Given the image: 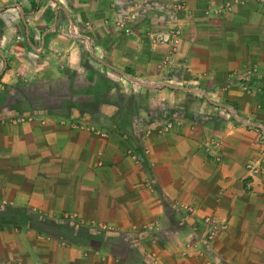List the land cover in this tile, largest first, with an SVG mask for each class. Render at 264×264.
<instances>
[{
	"label": "crops",
	"instance_id": "1",
	"mask_svg": "<svg viewBox=\"0 0 264 264\" xmlns=\"http://www.w3.org/2000/svg\"><path fill=\"white\" fill-rule=\"evenodd\" d=\"M263 132L264 0H0V264H264Z\"/></svg>",
	"mask_w": 264,
	"mask_h": 264
},
{
	"label": "rangeland",
	"instance_id": "2",
	"mask_svg": "<svg viewBox=\"0 0 264 264\" xmlns=\"http://www.w3.org/2000/svg\"><path fill=\"white\" fill-rule=\"evenodd\" d=\"M257 1H259V2H261L260 0H257ZM170 28H172V27H170ZM169 29V28H168ZM167 29V30H168ZM178 29H179V37H178V40H177V42H176V44H175V46H174V52L173 53H171V57H170V59H169V61H167L166 62V64H165V66H163L160 70H163V69H166V68H170L171 66H173V64H174V61H175V54H176V51H177V48H178V44H179V40H180V28H179V26H178ZM170 49H172V46H171V44H165V50H164V55H163V57L161 58V60L164 58V56H166V54L169 52V50ZM161 60H160V62L159 63H161ZM255 70H256V68H255V65H252V66H249V67H247L246 69H245V73H244V75H250L251 73H254L255 72ZM137 82L139 83V84H145V82L144 81H140V80H137ZM231 83V82H230ZM230 83H224V84H222L221 85V89H225V88H227V87H229L230 86ZM235 85L239 88V90L241 91V92H243V93H245V94H252V92L253 91H258L259 90V87H255V88H253L251 85H249V83H248V81H247V77H245V76H242V77H240V78H238V79H236V81H235ZM185 94H189V93H185ZM192 97L194 98V100L195 99H201V94L200 93H191V95H189V97L187 98V100H192ZM180 112L182 111V109L181 110H179ZM179 111L178 110H171L170 112H169V116L167 117V118H165L163 121L164 122H162L161 124H154V125H150L149 124V126H147V127H143L144 128V130H143V133L144 134H148L149 133V131L151 132L152 130H155L156 132H159L158 131V128H159V126H161V125H163L165 122H170V121H174V122H179L180 121V119H179V116H180V113H179ZM227 116H231V114L228 112L227 113ZM172 119H174V120H172ZM72 122H77V121H72ZM172 124L173 123H171V125L167 128V129H169L171 126H172ZM137 127H139V126H137ZM142 128V129H143ZM190 128H192V127H190ZM141 129V130H142ZM148 129V130H147ZM166 129V130H167ZM100 132H103L104 133V135H99V136H106V132L105 131H101V130H99ZM163 131H165V130H163ZM212 140H215L216 142H217V146H216V148H213L214 146L213 145H211V141ZM220 144H221V138L219 137V135H206V136H204L203 138H202V141H201V147H202V150L204 151V152H206L207 153V155H209L213 160H218V148H219V146H220ZM258 144H259V148H260V150H259V156H260V159L259 158H257L258 159V162L256 163L257 165L256 166H260V171L258 172V173H249V175L248 176H250V177H255V176H259V175H261L263 172H264V162L262 161V159H261V157L264 155V132L263 133H261L260 134V136H259V140H258ZM213 148V149H215V151L213 152V149L210 151L208 148ZM146 150V151H145ZM143 152L144 153H147V148L146 147H144L143 148ZM127 155L131 158V156L130 155H134V159L133 158H131V160L133 161V162H137L138 161V157L134 154V153H132L130 150H127ZM215 157H217V159H215ZM263 158V157H262ZM252 159H255V157L254 158H252ZM254 160H251V162H253ZM247 168V167H246ZM182 205H185V204H180L179 206H182ZM187 212V211H186ZM223 222V221H222ZM225 223V228L223 229V230H221V231H219L218 233H220V232H222V231H224L225 229H226V227H227V223L226 222H224ZM217 233V234H218ZM188 246V245H187Z\"/></svg>",
	"mask_w": 264,
	"mask_h": 264
},
{
	"label": "built area",
	"instance_id": "3",
	"mask_svg": "<svg viewBox=\"0 0 264 264\" xmlns=\"http://www.w3.org/2000/svg\"><path fill=\"white\" fill-rule=\"evenodd\" d=\"M262 1V0H260ZM227 9H229V5L226 4L225 5ZM179 29L178 26H173L172 28H169L166 32H165V37L164 40L162 42L166 43V44H171L172 49L169 50V52L166 54V56H164V58L161 60V63H159V68H162L163 66H165L166 62L169 61L170 57H171V53L174 52V46L178 40L179 37ZM161 42V41H160ZM23 120V117H11L10 121L13 123H17ZM71 126L73 127H84L82 123L79 122H70ZM171 125V122H165L163 125L159 126L158 130L159 131H163L166 130L169 126ZM85 128H87L90 131H93L95 133H97L98 135H104L103 132H100L99 130L95 129L93 126L91 125H85ZM211 145H213V148H216L217 146V142L215 140H212ZM208 148L210 151L213 149ZM146 151V150H145ZM215 151V149H213V152ZM131 158L134 159V155H130ZM215 159H217V157H215ZM257 161H253L249 164H246L247 170L250 173H258L260 171V166H256ZM180 208H182L183 210L191 213L193 211V207L189 206V205H182L180 206ZM202 223L203 226L205 227V240L208 242H211L214 237L217 235V233L221 230H223L225 228V223L222 221H218L217 219H215L213 216L211 215H204L202 216ZM101 227H104L103 225L100 224ZM189 247V245H188Z\"/></svg>",
	"mask_w": 264,
	"mask_h": 264
},
{
	"label": "water",
	"instance_id": "4",
	"mask_svg": "<svg viewBox=\"0 0 264 264\" xmlns=\"http://www.w3.org/2000/svg\"><path fill=\"white\" fill-rule=\"evenodd\" d=\"M148 87H153L154 85H150V84H145ZM163 85V84H162ZM164 86V85H163ZM252 125H255L254 123H251Z\"/></svg>",
	"mask_w": 264,
	"mask_h": 264
}]
</instances>
